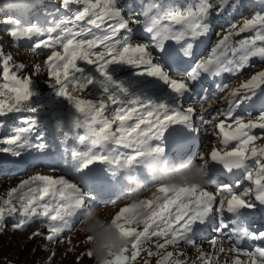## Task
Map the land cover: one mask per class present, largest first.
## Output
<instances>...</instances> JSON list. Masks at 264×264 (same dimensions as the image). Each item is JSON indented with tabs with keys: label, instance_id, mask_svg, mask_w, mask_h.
<instances>
[{
	"label": "snow or ice",
	"instance_id": "obj_1",
	"mask_svg": "<svg viewBox=\"0 0 264 264\" xmlns=\"http://www.w3.org/2000/svg\"><path fill=\"white\" fill-rule=\"evenodd\" d=\"M256 2L264 6V0H256ZM74 3L82 4V10L73 9ZM118 4L119 0H103V2L102 0H94V2L93 0H61L59 7L69 14L59 22L54 20L46 29L35 26L25 27L18 20L6 21L4 31L13 39L30 40L34 35L46 37L35 41L32 48L53 49L45 61L48 74L55 81L51 87L55 89L57 97L65 99L75 108L76 113L82 114L84 121H91L87 134L78 137L80 142H89L88 150L78 151L72 148L70 152H65V164H74L79 170L100 162L109 166L110 180H116L117 172L121 167L138 166L143 158L153 154V149L156 152L165 149L160 144L151 146L149 141L153 137L161 140L170 124L179 122L193 132L198 131L193 124L196 110L192 107H183V100L192 89V95L196 97L192 102L201 103L200 123L208 127L213 121H218L215 128L222 136L221 143L227 146L231 141L237 142L231 151L220 152L213 148L210 153L211 161L222 164L227 172L232 174L234 170H242L246 173L248 181H254L256 188L254 191L247 187L240 189L239 181L236 183V188L224 185L216 188L215 193L195 186L180 188L161 186L156 191L163 194L162 199L154 195L152 199L143 200V206L147 211L141 223L142 231H138L126 220L133 207L120 208L112 218L114 226L127 237L128 247L121 255L113 258L111 264H134L144 251L149 257L159 255L151 248H144L153 237L157 240L155 245L157 249L180 243L195 246L196 240L200 238L193 239V237L200 230V225L208 227L212 223L214 209L215 215L220 219L211 243L216 247L217 239H221L230 245L228 248L220 246L219 253L225 255L234 253L236 258L232 260V264H264V247H255L254 251H249L241 248L236 239L245 237L264 241V232H252L242 225L240 220L229 225L223 217L225 212L236 217L240 215L242 209H259L264 206V145L252 146L258 139H264V136L253 131L259 129L264 132V112L257 115L252 113L241 115L242 108L237 112L241 101L264 87V69L256 71L249 79L241 82L238 88L231 89L225 97L228 108L217 110L215 113L208 112L205 115L207 110L203 108L204 97L195 92L194 87L203 74L219 76L222 73H229L238 77L244 69L255 67L254 64L249 63L250 57L264 59V46L257 45L258 41L264 42V10L252 12L251 18H242L240 24L236 21L229 22L227 34L214 44L206 58L195 62L191 70L184 75L191 81L190 84H186L183 81L170 79L169 72L159 63L153 62L152 51L149 49L163 48L166 40H172L176 36L168 24L162 25L161 21L181 25L180 35L191 37L194 41L200 36L207 35L212 29L213 26L208 22L212 11L218 15L220 13L227 15L235 8V12L240 14L249 7L245 0H240L239 3L237 0H213V2L199 0L194 8L164 10L159 8L152 15L145 11L141 19L136 18V16L141 17L140 12L127 15L125 18ZM85 20L84 25L79 24ZM106 21L115 22L105 27ZM137 25H142L151 35L150 43H145L143 40L132 43L134 39L131 34ZM93 29L101 30V34L98 35ZM247 30H257L255 39L243 38L235 44L230 43L233 37ZM57 47L62 48L63 52L56 51ZM97 48L100 50L96 51ZM195 55L196 53L193 52L192 56ZM77 61L95 65L99 76L90 75L84 67L77 65ZM116 64H126L135 68L144 65L148 75L157 77L168 85L173 99L171 101L142 99L130 95L128 89L115 81L109 72L110 66ZM0 65L5 81L0 85V128H5L12 114L24 111L33 114L36 112L35 108L29 106L35 86L30 78H20L17 72L12 70L14 68L22 71L25 65L15 64L13 56L5 53L2 47H0ZM36 70L40 71L39 65ZM69 86L80 90L91 86L89 96L98 98L73 96L67 91ZM217 88L223 91L228 89L229 85L222 83ZM215 94H209V98L214 97ZM103 97H106L107 101ZM107 102L118 105L111 119L104 115L108 107ZM132 121L135 122L130 123ZM226 121H232L234 127L233 123H228L226 130ZM75 123L76 126H80L81 120L77 118ZM33 134H35L34 140L31 139ZM215 134V132L210 133V135ZM43 141L42 126L34 116H29L23 120V126L14 128L10 134L0 137V152L13 157H21L28 150L44 152L47 144ZM109 143L124 146L130 149L131 153L105 151V146ZM253 164L256 170L255 178ZM113 187L118 185L100 180L97 186H89L87 190H83L64 176L53 178L48 175H32L11 188L7 193L8 198L0 201V233L3 232V222L8 217L22 214L23 219L13 224V229H22L28 223L39 219L47 226L49 234L44 237L47 241L62 240L64 234L74 228L73 218L79 219L85 216L89 209L94 208L95 200L102 194H109ZM217 197H219L218 207ZM194 227L196 231H193ZM35 236H43V233L37 231L33 233V237ZM160 239L164 242L159 243ZM85 255L90 257L91 253L86 251ZM180 255L186 254L180 253ZM240 255L248 259L242 261ZM172 256V252H167L157 264H167ZM198 259L200 264H207L211 257L201 253ZM47 264H51V259ZM144 264H149V261L145 260ZM172 264H188V262L177 259Z\"/></svg>",
	"mask_w": 264,
	"mask_h": 264
},
{
	"label": "rangeland",
	"instance_id": "obj_2",
	"mask_svg": "<svg viewBox=\"0 0 264 264\" xmlns=\"http://www.w3.org/2000/svg\"><path fill=\"white\" fill-rule=\"evenodd\" d=\"M94 2V0H93ZM103 2V0H102ZM199 0H119L118 6L122 8V14L127 18V15H134L140 12L141 17L136 16L137 19H141L143 12L147 11L149 15L155 14V11L159 8L173 9V8H183V7H193ZM213 2V0H209ZM240 0H237L239 3ZM61 0H0V47L3 48L5 53L11 54L15 64H24L25 68L20 71L17 69H12L17 72L20 78L28 77L32 80L35 86V91L31 101H29V106L32 105L36 109L33 114L29 111H24L22 113H14L9 118V122L5 128H0V137L10 134L12 129L23 126V120L29 116H34L43 128L44 141L47 144V148L44 152L36 150H28L24 152L21 157H13L10 154L0 152V201L6 200L7 193L11 188L16 187L21 180L28 179L32 175H48L53 178H58L64 176L70 182L77 184L83 190H87L89 186H97L100 180L104 182H110L112 185H118L117 194H102L98 199L95 200L93 207L99 211L102 218L112 219L120 208L127 206L126 197L131 192H137L136 195L140 199H152L153 193L156 196L163 198L162 193H158L155 188L152 191H147L146 189H139L137 184H130L125 177H135L137 181H144L145 184L151 183L149 177L145 172L144 165L152 162L151 156H147L142 159L138 166L132 169L118 170L116 175V180H110L111 172L108 171L109 166L102 164L100 162H95L96 168L91 166V169H79L74 164H65L64 154L65 152H70L72 148H76L78 151H87L89 142H80L78 137L80 135H86L88 132V125L91 121H84L82 114H78L75 108L71 106L65 99L56 96L55 89L51 87L55 83L54 78L49 76L48 68L45 64L48 55H51L53 49H33L32 44L38 39L46 38L44 36H32L31 39H13L5 31L6 21L9 19L18 20L23 26H35L42 29H46L51 26L52 22H56L64 19L69 13L62 10L59 6ZM73 9L82 10V4H73ZM260 8L248 7L246 10L237 14L235 8L233 11L227 15L220 13L219 15L212 11L208 17V22L212 25L209 33L193 41V38L180 35L182 31L181 25H176L168 21H161V24H168L172 32L176 33V47L178 55L186 57L190 51L194 50L193 43L199 42L200 47L196 50V55L191 62V67L186 69L181 73H174L168 69L163 61V57L160 55V51L165 49L157 47L149 49L152 51V59L154 63H159L162 68L166 69L170 76V79H175L177 81H183L186 84H190L188 77L184 75L189 72L195 62L206 58L210 54L211 48L214 44L227 34L229 22L236 21L238 24L242 23V18H251V13L258 11ZM20 14V15H19ZM87 20V18H86ZM85 21L79 22V24L84 25ZM115 21H106L105 27L114 23ZM258 30V29H257ZM257 30H247L241 33L239 36L233 37L230 43L235 44L236 41L243 38L255 39ZM98 35L101 34V30L93 29ZM123 34V30H122ZM132 43H139L143 40L145 43L151 42V35L144 30L142 25H137L132 31ZM172 40L167 41L168 44ZM166 42V43H167ZM165 43V46H166ZM192 45V47H189ZM258 46H264V42L258 41ZM56 51L63 52L62 48L57 47ZM97 48L96 51H99ZM95 59V57H91ZM168 57L166 56L165 59ZM249 63L254 64L255 67L246 68L238 77L233 76L229 73H222L219 76H214L210 74H203L200 76L201 80L198 82L199 85L195 87V92L203 96V108L208 112L215 113L217 110L228 108V104L225 102V97L231 89L238 88L240 83L249 79L256 71L264 69V59L259 57H250ZM40 66V71L37 72L36 67ZM77 65L84 67L90 75L99 76L96 72L95 65H88L84 61H77ZM3 69H0V85L5 83L2 76ZM110 74L113 79L118 83L122 84L128 89V92L132 96H139L143 98H150L153 100H166L171 101L173 96L171 94L168 85L157 77H153L147 74V68L141 65L139 68H135L126 64H116L110 66ZM71 75V73H70ZM228 84L229 88L220 91L217 86L220 84ZM89 88L80 90L78 88L74 89L69 86L67 91L69 94L76 96L78 98H98L94 96H89ZM216 93L214 97L209 98V94ZM192 95V89L189 90V94L186 99L183 100V107H192L196 110L193 116V124L198 129L197 132L191 131L182 123L176 124L175 136L189 135L193 132L194 137L197 138V143L200 145L197 147L193 154V157L189 159H196L200 153H203L204 158L209 161L208 171V181L209 183L204 187L206 190L213 191L215 193L216 188L223 187L224 185H231L236 188V183L239 181L240 189L251 188L253 191L256 188L254 181H248L246 179V173L242 170H234V174L227 172L222 164L218 162H213L210 159V153L213 148L217 151H231L233 147L236 146V141H231L227 146H224L222 141V136L219 135V130L215 128V124L218 121H213L208 127L200 123V113H201V103H193L192 101L196 99ZM107 101L106 97H103ZM108 107L104 115L108 119L112 118L118 105H112L107 102ZM243 112L241 115H247L252 113L257 115L264 112V87H261L256 91L251 97L241 101L240 107L237 112ZM171 114V113H170ZM162 115V114H161ZM79 118L81 120L80 126H76V120ZM147 119H151L146 117ZM132 121L130 123H134ZM245 122L247 119L245 118ZM228 123H233L232 121H226V130H228ZM143 127V125H142ZM234 127V123H233ZM113 130H115V125H113ZM254 132L264 136V132L259 129H254ZM215 132V135H210V133ZM39 134V133H37ZM152 141V145L163 144L161 140L155 139ZM193 137H190L192 140ZM35 139V134L31 137ZM180 140H176V145L179 147ZM189 141V140H188ZM155 142V143H154ZM159 142V143H158ZM161 144V145H162ZM172 147L173 143L170 141ZM184 145V144H183ZM264 145V139H258L254 142L252 146ZM111 150V153H131L130 149L124 146L115 145L109 143L105 146V151ZM177 159V157H176ZM249 163H253L249 161ZM173 164V162H170ZM90 167V166H89ZM88 167V168H89ZM221 169V171H220ZM130 170V171H129ZM220 172H219V171ZM218 173V175H217ZM94 174V178H93ZM256 170L253 164V175L255 178ZM145 177V178H144ZM117 190V187L115 188ZM239 193V189H237ZM219 203V197H217V207ZM242 213H245L252 217L255 221H251L252 225L258 224L257 227H252L254 230L252 232H264V206L261 208H247L242 209ZM230 213H223L224 219L229 223L233 221L230 217ZM85 216L79 219L73 218L74 228L71 231H67L62 240L56 242H49L44 237L49 233L47 231V226L41 222V220L36 219L28 223L22 229H13L12 225L21 221L23 219L22 214H16L14 216L8 217L4 222V230L0 233V257L6 259L8 264H47L51 259V264H93V259L85 255L88 245L84 243L86 235L82 233L79 228L81 222L84 220ZM218 215H214L212 218V223L209 225V231L205 235H200L196 233L193 239L196 240L195 246L187 243H180L178 245H168L164 249H157L155 247L157 240L152 238L144 248H151L153 252H158L159 255L149 257L147 252H141L140 256L134 264H144L145 260L149 261V264H157L158 260H161L167 252H172L173 256L168 260L167 264H172L173 261L180 259L186 260L188 264H200L199 256L204 253L211 257L207 264H232V260L236 258V255L230 254L225 255L219 253V247L223 246L225 248L230 247V245L225 240L217 239V245L214 247L211 240L216 235V229L219 227ZM215 226V227H214ZM138 231L143 230V225H133ZM43 233V236L33 237L35 232ZM199 232V231H198ZM30 237H33L30 239ZM249 244L242 246L241 248L254 251L255 247H264V241L262 240H247ZM163 239L159 240V243H163ZM53 253L55 254L53 256ZM180 253H185L186 255L181 256ZM130 255V253H129ZM1 258V259H2ZM242 261H246L248 258L240 255L239 257Z\"/></svg>",
	"mask_w": 264,
	"mask_h": 264
},
{
	"label": "clouds",
	"instance_id": "obj_3",
	"mask_svg": "<svg viewBox=\"0 0 264 264\" xmlns=\"http://www.w3.org/2000/svg\"><path fill=\"white\" fill-rule=\"evenodd\" d=\"M167 151L163 149L156 152L153 149L152 162L144 165L145 172L151 183L137 181L135 177H125L130 184H137L139 189L152 191L161 186L169 188L198 187L204 188L208 183L209 161L204 158L203 153L190 162L170 164L166 159ZM132 166L125 165L121 170H126ZM131 192L127 197V206L133 207V211L128 214L126 220L139 225L143 222L147 209L143 206V200ZM155 193H153V196ZM79 230L86 235L84 241L88 245L87 252L91 253L90 258L93 264H111L116 256L123 253L128 247V239L114 226L112 219L102 218L99 211L89 209L85 213V218L81 222Z\"/></svg>",
	"mask_w": 264,
	"mask_h": 264
},
{
	"label": "bare ground",
	"instance_id": "obj_4",
	"mask_svg": "<svg viewBox=\"0 0 264 264\" xmlns=\"http://www.w3.org/2000/svg\"><path fill=\"white\" fill-rule=\"evenodd\" d=\"M174 41H171V43H169L168 44V40H166L164 43H166V46H165V44L163 45V47L164 48H169L170 50H175V47H176V39L174 38L173 39ZM193 48H194V52L196 51V50H198V48L200 47V44H199V42H196L195 41V44L193 43ZM176 124H178V123H174V124H170L169 125V127L165 130V132H164V134H163V136H162V141H163V144H162V142L161 143H159L160 145L162 144V146H164L165 147V149H166V151H167V157H168V159H170L172 156H173V158H171V160L172 159H174V153H172V151H173V147H171V145H170V141L172 140V137L174 136V132L176 131L175 129H176ZM191 134H193V135H195L193 132H191ZM190 134V135H191ZM183 135V134H182ZM185 137H180L178 140H180L179 142H181V141H183L182 143H180L179 145V147L176 145V143H175V148H177V151H179L180 149H182L181 151H183L185 148H186V140L184 141L183 139H184ZM154 140V138L152 139V140H150L149 141V143H150V145L151 146H153L152 145V141ZM155 143V142H154ZM184 144V145H183ZM96 164H97V162H96ZM95 163H93L92 165H90V167L89 168H87L88 170L89 169H91V170H93L94 168H96L94 165H96ZM91 166H93L94 168H91ZM135 168L136 166H132V167H130V169H132V168ZM129 169V168H128ZM130 171V170H129ZM219 171V170H218ZM220 171H221V169H220ZM219 171V172H220ZM217 175H218V173H217ZM93 178H94V174H93ZM145 178V177H144ZM115 188L116 187H113V189H112V191L109 193V195L110 194H117L118 193V187H117V190H115ZM241 212H243V211H241ZM249 216V215H248ZM247 216V217H248ZM250 218V221H255L254 219H252V217L251 216H249L248 217V219ZM207 227L205 226V225H200V230H199V232H196V233H202V232H206L207 231V229H206ZM193 231H196V229H195V227H194V229H193ZM242 243L243 242H239V244L240 245H242ZM242 247V246H241Z\"/></svg>",
	"mask_w": 264,
	"mask_h": 264
},
{
	"label": "trees",
	"instance_id": "obj_5",
	"mask_svg": "<svg viewBox=\"0 0 264 264\" xmlns=\"http://www.w3.org/2000/svg\"><path fill=\"white\" fill-rule=\"evenodd\" d=\"M245 2L249 5V7H256V8H260V10H264V6L257 4L256 0H245ZM20 15V14H19ZM2 68V65H0V69ZM30 107H33L32 105H30ZM9 122V121H8ZM7 122V123H8ZM2 257H0V264H8L6 259H1Z\"/></svg>",
	"mask_w": 264,
	"mask_h": 264
}]
</instances>
